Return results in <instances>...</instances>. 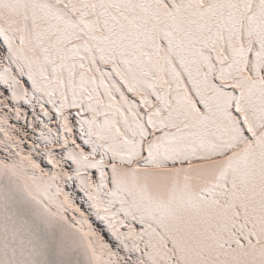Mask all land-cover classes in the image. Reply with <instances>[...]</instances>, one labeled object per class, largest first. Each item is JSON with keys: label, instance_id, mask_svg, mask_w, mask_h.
I'll list each match as a JSON object with an SVG mask.
<instances>
[{"label": "snow or ice", "instance_id": "snow-or-ice-1", "mask_svg": "<svg viewBox=\"0 0 264 264\" xmlns=\"http://www.w3.org/2000/svg\"><path fill=\"white\" fill-rule=\"evenodd\" d=\"M0 264H264V0H0Z\"/></svg>", "mask_w": 264, "mask_h": 264}]
</instances>
